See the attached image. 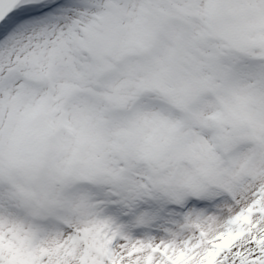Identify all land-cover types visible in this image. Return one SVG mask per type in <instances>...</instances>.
I'll return each mask as SVG.
<instances>
[{"label": "snow or ice", "instance_id": "obj_1", "mask_svg": "<svg viewBox=\"0 0 264 264\" xmlns=\"http://www.w3.org/2000/svg\"><path fill=\"white\" fill-rule=\"evenodd\" d=\"M0 264H264V0H0Z\"/></svg>", "mask_w": 264, "mask_h": 264}]
</instances>
